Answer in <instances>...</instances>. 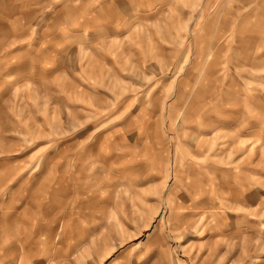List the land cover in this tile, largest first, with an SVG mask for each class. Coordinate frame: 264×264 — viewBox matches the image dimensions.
Here are the masks:
<instances>
[{
  "label": "rangeland",
  "instance_id": "1",
  "mask_svg": "<svg viewBox=\"0 0 264 264\" xmlns=\"http://www.w3.org/2000/svg\"><path fill=\"white\" fill-rule=\"evenodd\" d=\"M0 264H264V0H0Z\"/></svg>",
  "mask_w": 264,
  "mask_h": 264
}]
</instances>
